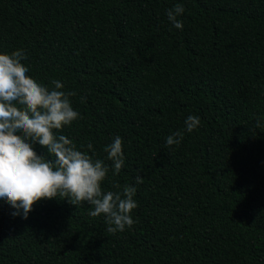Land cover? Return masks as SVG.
I'll list each match as a JSON object with an SVG mask.
<instances>
[{
  "label": "trees",
  "instance_id": "16d2710c",
  "mask_svg": "<svg viewBox=\"0 0 264 264\" xmlns=\"http://www.w3.org/2000/svg\"><path fill=\"white\" fill-rule=\"evenodd\" d=\"M17 49L27 75L76 93L82 119L59 134L138 206L113 234L87 202L43 199L23 219L0 199V264H264V0H0V53ZM190 114L199 126L167 146Z\"/></svg>",
  "mask_w": 264,
  "mask_h": 264
},
{
  "label": "clouds",
  "instance_id": "9594fccd",
  "mask_svg": "<svg viewBox=\"0 0 264 264\" xmlns=\"http://www.w3.org/2000/svg\"><path fill=\"white\" fill-rule=\"evenodd\" d=\"M184 11L182 4H176L166 12L176 29L183 28L177 17ZM26 59L21 49L0 53V199L15 209L13 217L23 219L43 199L60 197L75 206L87 202L89 216H103L107 232L130 228L135 223L131 213L138 206L136 187L114 183L116 190L102 188L110 166L59 134L65 126L82 119L70 99L76 93L63 91L60 80H51L50 88L27 75L30 69L22 62ZM85 101L86 97H81V103ZM199 124L198 116L188 115L184 130L167 136L166 145H178L184 131L191 133ZM256 127H260L259 120ZM37 144L46 149V155L37 154ZM103 152L111 161L112 174L118 175L125 162L122 138L115 136ZM136 183H143V178L138 175Z\"/></svg>",
  "mask_w": 264,
  "mask_h": 264
}]
</instances>
